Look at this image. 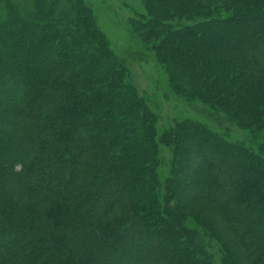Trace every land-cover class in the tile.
<instances>
[{
    "label": "trees",
    "instance_id": "trees-1",
    "mask_svg": "<svg viewBox=\"0 0 264 264\" xmlns=\"http://www.w3.org/2000/svg\"><path fill=\"white\" fill-rule=\"evenodd\" d=\"M147 3L130 33L152 46L170 89L264 132V0ZM7 4L0 264H212L186 218L220 246L224 264H264L261 153L189 119L156 138L155 115L81 0H34L22 13ZM159 140L173 158L163 196ZM198 203L217 207V218L201 206L189 212Z\"/></svg>",
    "mask_w": 264,
    "mask_h": 264
},
{
    "label": "rangeland",
    "instance_id": "rangeland-1",
    "mask_svg": "<svg viewBox=\"0 0 264 264\" xmlns=\"http://www.w3.org/2000/svg\"><path fill=\"white\" fill-rule=\"evenodd\" d=\"M33 1L0 0V21L4 18L8 5L7 2L14 3L21 10L19 12L22 13L24 10L32 8ZM45 1L49 2L50 0ZM81 1L90 8L96 21V26L107 41L110 51L116 57L117 62L125 69L127 81L146 100L150 111L155 115L156 138L171 129L175 123L189 119L206 124L210 130L219 134L228 142L240 143L254 152L261 153V156L264 157V150L259 148V145L264 143V132H254L248 128H241L227 120L221 112L204 105L199 99L187 98L170 89L167 74L163 66L157 61V58H155V51L152 49V46H145L144 42L136 39L130 33L131 21L136 19L142 20L141 15H147L146 5L148 4V0ZM57 2L62 7L66 5L67 0H57ZM184 22H188V20ZM157 156L159 159L156 168L159 179V194L163 196L165 180L171 174L170 168L173 166V158L171 149L166 144H163L161 140H159ZM183 161L184 163L191 162L186 156L183 158ZM191 165L193 167L189 168L190 173H186L187 178L190 177L189 174L196 171L195 168H198L196 163ZM191 196H193L192 190L188 192L186 197L190 198ZM200 206L203 210V215L217 218V207L211 204H193L190 206L189 212L198 210ZM95 212L97 211L95 210ZM184 222L186 227L195 230L193 241L200 243L204 247L210 256L211 263L224 264L220 254V246L216 244L213 238L208 237L202 225H199V222L190 218H186ZM222 227L224 238L233 247L237 246L238 248V244L229 231L224 228L225 226ZM157 233V231L153 232V235L145 241L146 245L150 241L155 240L154 236ZM138 262L152 264L153 260L152 258L145 257L138 259Z\"/></svg>",
    "mask_w": 264,
    "mask_h": 264
}]
</instances>
